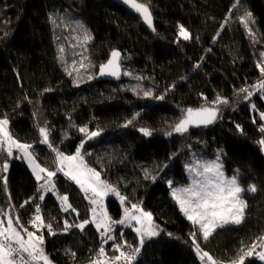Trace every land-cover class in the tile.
I'll use <instances>...</instances> for the list:
<instances>
[{"label":"trees","instance_id":"16d2710c","mask_svg":"<svg viewBox=\"0 0 264 264\" xmlns=\"http://www.w3.org/2000/svg\"><path fill=\"white\" fill-rule=\"evenodd\" d=\"M138 1L152 11L151 27L111 0H0V118L7 116L9 132L32 144L35 157L47 168L55 165L54 154L38 143V124H47L51 143L67 155L84 141L87 163L103 181L126 196L127 204H139L153 214L163 231L146 242L136 264H205L193 247V231L204 251L229 264L243 254L242 247L247 250L264 235V153L257 143L264 138L260 131L264 121L251 109V102L264 109V92L254 93L253 87L264 79L257 66L264 65V0H239L238 4L237 0ZM247 12L255 20L249 25L255 39L240 20ZM180 25L191 39L179 36ZM85 29L92 37L87 44ZM119 49L124 56V79L98 81L99 66ZM81 61L91 66L81 68ZM73 64L77 71L70 76ZM241 88L254 93L249 100ZM147 90L154 95L144 97ZM158 95L164 99H155ZM218 96L228 104L219 105L215 123L189 128L183 135L165 134L184 110L209 106ZM137 112L141 115L133 124L123 127ZM85 126L101 134L88 140L78 131ZM140 128L150 129L152 135L145 136ZM194 150L209 156L222 150L225 171L233 175L239 170V183L257 188L243 194L248 205L244 221L218 228L206 241L199 238L167 184L168 180L174 186L190 183L185 164ZM5 161L9 166L0 172L7 177L6 190L0 181V210L19 216L21 224L35 231L30 220L39 204L45 222L56 232L50 235L43 230L44 249L52 264H86L96 258L104 246L96 228L63 231V218L68 216L51 194L21 207L39 195L38 183L23 160L0 153V165ZM145 170L156 176L155 181L145 179ZM56 179L58 190L79 211L72 223L89 218L90 203L80 187L62 174ZM107 203L113 217L122 215L119 199L109 198ZM120 239L138 246V237L129 228ZM113 243L105 245L107 253H114ZM244 264L264 261L251 256Z\"/></svg>","mask_w":264,"mask_h":264},{"label":"snow or ice","instance_id":"6c2138e0","mask_svg":"<svg viewBox=\"0 0 264 264\" xmlns=\"http://www.w3.org/2000/svg\"><path fill=\"white\" fill-rule=\"evenodd\" d=\"M123 2L129 6L130 10L137 13L145 24L149 27L152 26L153 18L148 4L140 3L138 0H123ZM238 3L239 0H237ZM240 20L248 29L249 35L255 39L256 34L249 27L250 24L255 23L251 12H247ZM52 23L55 24L56 21L52 20ZM80 27L82 28L83 25H80ZM153 31H155L154 28ZM179 36L184 40L192 38L191 33L183 25L179 26ZM91 39V35L85 29L83 42L87 44ZM60 53V59L63 61V47L60 48ZM110 55L111 58L108 62L99 66V75H109L118 79L121 74L119 63L121 53L118 50H113ZM261 55L264 56V53H261ZM88 66L91 65L86 66L83 61L80 62L81 68ZM257 66L261 75L264 76V65L258 64ZM196 67H199V64ZM73 71H77L75 64L72 65V70L68 71V75L71 76ZM125 74L131 75L128 72ZM92 78V76H89V79ZM136 79H143V77L138 76ZM172 87L175 86L173 85ZM253 87L258 92H264V79L258 85H253ZM50 90L45 89V91ZM239 91L245 93L244 99L246 100H249L254 94L248 88H241ZM153 95L152 90L143 91L144 97H152ZM155 99L163 100L164 95L155 96ZM204 99L206 100L207 98L205 97ZM210 104L212 106L206 105L196 109L188 108L184 110V115L179 122L165 134L168 136L173 135V133L183 135L189 131L190 127L207 126L215 123L221 111L219 105L228 104V100L218 96ZM252 107L255 108V105L253 104ZM140 115V112L135 113L132 119L125 122L123 127L132 125L133 121ZM260 117L264 120V113H261ZM8 125L9 120L6 115L4 118H0V153H6L8 157H11L13 149H18L22 154V158L27 160L38 182L37 193L39 195L30 197L24 201L21 207L32 203L33 200L44 201L45 193H54L60 202L62 210L67 212L70 209L78 217L79 213L69 203L68 195H61L56 189L54 177L57 176V173H60L78 185L83 191L85 198L93 205L91 208V218L86 217L79 223L72 224H69L65 220L63 222V231L67 232L70 228L75 227L83 232L86 225L93 224L100 234L102 245L108 244L109 241L114 242L112 250L116 254L109 256L105 247L101 246L97 252V258L92 259L90 264H135L146 242L160 236L163 231L155 222L153 214L144 211L140 205L129 202L128 206L123 208L122 218L119 220L112 219L104 206V198L111 194L114 197H118L121 204H125L127 197L122 195L113 185L101 180L99 172L88 167L84 156L81 154L84 141L81 142L74 154L66 155L51 143L49 139L51 129L47 124L45 123L43 126L38 124L37 128L40 137L38 143L46 145L54 154L53 162L56 167L55 170H49V168L37 162L33 151H31L34 146L15 139L9 132ZM236 127L239 131L243 132L240 125H236ZM78 131L84 133L88 139H93L100 135V130L89 131L87 126L80 127ZM139 131L145 136L152 135V131L148 128H140ZM260 131L264 133V125L260 127ZM257 143L261 146V150L264 151V138L260 139ZM221 155L222 150L217 153L214 159L196 157L192 163L185 164L186 171L192 177L191 183L188 185L174 186L172 180L167 181L173 199L187 219L192 222L193 227L201 233L202 239L205 241L218 228H223L229 224H241L245 219L248 206L243 194L245 192L254 193L257 191L255 185H249L245 188L239 183V170L230 177L227 176L223 168ZM163 167H167V165H163ZM7 169L8 163L5 161L0 165V172H6ZM145 179L155 181L156 176L151 175L148 170H145ZM0 181H3L6 190L7 177L0 176ZM12 208L14 209V205ZM0 217H2L0 218V264H52L44 249L43 230H47L50 235H56V232L53 230L50 222H45L39 204L36 205L35 214L30 220V225L35 231H29L27 227L20 223L19 216H13L10 211L0 210ZM116 225H127L133 229L138 237V246L134 247L126 240L120 239L123 234L121 233L120 237L115 234ZM37 232H40V234L38 235ZM167 234L169 236L172 235V233ZM190 237L196 254L201 261L205 262V264H224L223 261H217L200 247L199 242L196 240V231L190 233ZM257 248L264 249V235H261L255 242L247 246V250L242 247L240 252L243 254L238 255L237 259L231 260L229 264H244L245 259L254 254L260 261H264V250L256 252ZM127 249H131V251ZM68 251L70 255L75 256L74 252ZM100 257L103 259H99Z\"/></svg>","mask_w":264,"mask_h":264},{"label":"rangeland","instance_id":"374dc122","mask_svg":"<svg viewBox=\"0 0 264 264\" xmlns=\"http://www.w3.org/2000/svg\"><path fill=\"white\" fill-rule=\"evenodd\" d=\"M254 93H261V92H258L257 91V89L255 88V90H254ZM262 98L264 99V93H263V95H262ZM251 104L253 105H255V108H253L252 106H251V109H252V112L253 111H256V112H258L259 113V115L261 114V113H264V109H261L259 106H258V104H256L255 102H251ZM209 106H212L211 104L209 105ZM218 120V119H217ZM216 120V121H217ZM264 121V120H263ZM202 126V125H201ZM190 128H196L195 126H193V127H190ZM8 129H9V126H8ZM101 134V133H100ZM178 134V133H177ZM49 139H50V137H49ZM89 140V139H88ZM20 141V140H19ZM50 141H51V139H50ZM21 142V141H20ZM22 143H24V142H22ZM84 144H85V142H84ZM84 147V146H83ZM31 151H33V150H31ZM263 153H264V151H263ZM72 154H74V153H72ZM72 154H70V155H72ZM81 154L84 156V153H83V148L81 149ZM195 154V155H194ZM67 155V154H66ZM17 158V159H21V160H23L24 162H25V164L28 166V168L29 169H31L30 168V166L28 165V162H27V160L25 159V158H22V154L19 152V150L18 149H13V155L10 157V159H13V158ZM196 157H201V158H204V159H214L215 157H216V155H214V156H209V155H207L205 152H203V151H196V150H194V151H192V155H191V158H190V161H188V163H192L193 161H194V159L196 158ZM37 159V158H36ZM84 159H85V162L87 163V160H86V156H84ZM37 162L39 163V161L37 160ZM87 165H88V167H90V168H93V169H95L93 166H90L88 163H87ZM9 166V165H8ZM43 166V165H42ZM55 167H56V165H54L53 166V168H49V170H55ZM224 168V167H223ZM31 171H32V169H31ZM97 171V170H96ZM224 171H225V169H224ZM98 172V171H97ZM225 173H226V175L227 176H231V175H229L228 173H227V171H225ZM32 174H33V172H32ZM60 173H57V175H59ZM33 176H34V174H33ZM34 178H35V176H34ZM57 176L56 177H54V182H55V184H56V189H57V191H58V193L59 194H61V195H64L65 193H63L62 191H60V190H58V186H57ZM101 178V180H103L102 179V177H100ZM189 178H190V183H191V176H190V174H189ZM36 180V179H35ZM38 183V182H37ZM189 183V184H190ZM53 195L55 198H56V195L54 194V193H45V195ZM67 195V194H66ZM109 198H117V199H119L118 197H114V196H112L111 194H109L108 196H106L105 198H104V201H103V203H104V206H105V208H106V210H107V212L109 213V215L112 217V219L113 220H119V219H121L122 218V216H123V213H122V215L120 216V217H113V215L111 214V211H110V209H109V207H108V203H107V201H108V199ZM56 200H57V198H56ZM58 201V200H57ZM59 202V201H58ZM69 203H71V201L69 200ZM121 204V203H120ZM59 205H60V202H59ZM139 205V204H138ZM128 206V204L127 203H125V204H121V208H124V207H127ZM61 207V206H60ZM72 207H73V205H72ZM93 207V205H91V204H89V210H90V215H89V218H91V208ZM140 207H142L141 205H140ZM73 208H75L76 209V207H73ZM144 209V211H147V210H145V208H143ZM61 210H62V208H61ZM99 210V209H98ZM14 211V213L16 212L15 210H13ZM63 211V210H62ZM77 211V210H76ZM78 213H79V211H77ZM148 212V211H147ZM150 212V211H149ZM64 213L68 216V217H64L63 218V222L65 221V220H67L68 221V223L69 224H72V220L74 219V217H76V214L75 213H73L70 209L67 211V212H65L64 211ZM75 223H79L78 221H74ZM88 225H93V224H88ZM88 225H86L85 227H87ZM94 226V225H93ZM95 228V227H94ZM129 227L127 226V225H116L115 226V234L117 235L118 233H122V234H124V232L128 229ZM129 229H131V228H129ZM131 230H133V229H131ZM102 231V230H101ZM198 236H199V238H200V236L202 237V235H201V233L198 231ZM103 247H105V245L103 246ZM262 250H264V249H257L256 250V252H259V251H262ZM253 256H255V257H257L255 254L253 255ZM258 258V257H257Z\"/></svg>","mask_w":264,"mask_h":264},{"label":"water","instance_id":"95a60500","mask_svg":"<svg viewBox=\"0 0 264 264\" xmlns=\"http://www.w3.org/2000/svg\"><path fill=\"white\" fill-rule=\"evenodd\" d=\"M112 2H115L116 4H119L120 6H122L125 10H127L128 12H132L133 14H135V15H137V16H139L137 13H135L133 10H130V8H129V6L128 5H126L124 2H123V0H111ZM138 2H140V1H138ZM141 3V2H140ZM151 13H152V11H151ZM152 18H153V14H152ZM153 24H154V22H153ZM152 24V25H153ZM120 53H121V57H120V61H119V63H120V66H121V74H120V76H119V78L117 79L116 77H113V76H109V75H104V76H101V75H99V73H98V75H97V77H96V79L98 80V81H112V82H121V80H123L124 78H123V76H124V68L122 67V61H123V59H124V56H123V53L121 52V50L119 49L118 50ZM111 54V53H110ZM110 57H109V59L111 58V55H109ZM108 62V61H107ZM106 62V63H107ZM106 63H104V64H106Z\"/></svg>","mask_w":264,"mask_h":264},{"label":"built area","instance_id":"2783aa9c","mask_svg":"<svg viewBox=\"0 0 264 264\" xmlns=\"http://www.w3.org/2000/svg\"><path fill=\"white\" fill-rule=\"evenodd\" d=\"M128 251H131V249H127ZM114 254H116V253H108V255L109 256H112V255H114ZM142 257V251L140 252V254H139V256H138V259H137V261L138 260H140V258ZM96 258H97V256H96ZM96 258H94V259H96ZM99 259H103L102 257H100ZM137 261L135 262V264L137 263ZM86 264H90V261L89 262H87Z\"/></svg>","mask_w":264,"mask_h":264}]
</instances>
